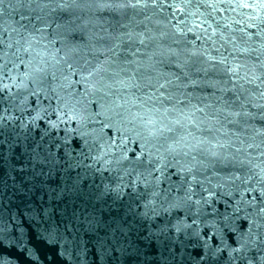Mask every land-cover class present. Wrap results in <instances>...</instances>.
I'll list each match as a JSON object with an SVG mask.
<instances>
[{
	"label": "snow or ice",
	"instance_id": "snow-or-ice-1",
	"mask_svg": "<svg viewBox=\"0 0 264 264\" xmlns=\"http://www.w3.org/2000/svg\"><path fill=\"white\" fill-rule=\"evenodd\" d=\"M7 2L10 6L20 5V20L16 23L21 31L13 28L17 39L6 45L0 44L3 49L0 58L9 56L15 45L13 56L20 61L22 54L32 55V44L25 35L27 24L21 21L25 19L24 5L30 6L33 2ZM4 3L5 0H0V6ZM201 5L211 12L206 15L201 11ZM36 6L39 9L37 19L40 15L55 13L58 19H64L67 14L76 20L90 22L107 18L111 21L100 24L99 32L95 33V43L102 44L105 49L103 61L90 64L85 57L87 75L73 63H65L69 75L80 72L78 82L85 86L86 94L104 91L109 95L113 90L131 94L122 103L118 102L120 97H116L113 104L117 109H123L117 114L128 120L133 131L139 129L137 135L142 138L143 147L136 154L137 168L142 171L137 172L132 183L148 185L161 206L167 204L170 208L184 209L177 213V223L173 225L177 242L185 248L193 247L197 264H222L225 257L227 264H264V128L252 124L250 111L251 108L264 109V59H261L264 55V0H37ZM226 10L227 16L224 15ZM141 15L143 20L137 21L134 27V18ZM209 15L216 26L208 20ZM28 23H32V17H28ZM153 23L155 27H150ZM140 24H143L142 28H139ZM234 25L238 27L234 28ZM237 31L241 33L239 37L234 34ZM189 33L194 36L190 52L186 39ZM169 36L177 45L167 48L169 64L174 59L180 67L187 65L192 56H204L208 67L225 65L224 71L229 74L232 87L222 90L223 94L214 101L203 107L193 106L187 112L176 105L167 107L165 102L171 100V89L179 88L185 79L196 84L187 73L183 76L176 72L166 74L163 60L155 59V53L144 59L141 49L147 50L153 41L162 42ZM178 37L185 39L178 40ZM256 40L259 48L253 46ZM197 41H211L214 47L219 41V47H215L220 52L219 58L211 55L206 47L203 50L197 48ZM240 41L247 46H242ZM137 42L139 47L133 50ZM229 47L231 51H228ZM125 48L127 55L123 54ZM252 52L260 54L249 63ZM235 53L248 54L245 62H237ZM229 57H232L231 61ZM35 58L41 65L36 67V74L46 77L49 62L39 53ZM21 86H25L23 81L17 85L12 79L11 84L5 85L0 78V92ZM66 106L70 111L65 115L74 119L71 100ZM200 113L203 115H198ZM205 123L217 132L225 131L211 139L192 131L193 128L199 130ZM227 125L239 127L228 133ZM176 126L186 132L179 136L166 135L173 133ZM38 156L39 153L33 159ZM165 173L168 177H176L166 189L160 187ZM241 213L246 220V228L241 225L243 231L235 228ZM102 223H97L95 231L107 236L106 229L100 227ZM60 224L58 221L55 227L59 229ZM19 227L0 217V237L14 238L13 247L21 243L17 233ZM181 235L183 239H180ZM122 236L124 233L117 229L111 239L98 240L100 251L108 250L115 256L119 248L120 253H126L128 249L123 247ZM5 251L6 245L0 239V253ZM171 264H184V261L172 259Z\"/></svg>",
	"mask_w": 264,
	"mask_h": 264
},
{
	"label": "water",
	"instance_id": "water-1",
	"mask_svg": "<svg viewBox=\"0 0 264 264\" xmlns=\"http://www.w3.org/2000/svg\"><path fill=\"white\" fill-rule=\"evenodd\" d=\"M201 11L207 15L211 12V9L201 5ZM228 14L226 10L224 15L227 16ZM54 15L57 26L59 25L58 29L67 61L73 63L74 67L84 70V74L87 75L86 66L84 65L85 57L90 64H96L103 61L105 55L103 45L95 43V33L99 32L100 24H109L111 21L107 18L104 20L93 19L90 22L76 20L74 16L67 14H65L64 19H58L57 14L54 13ZM216 15L219 17L220 13L217 12ZM207 18L216 26L210 15ZM153 19L155 20V17ZM140 20H143L142 15L134 18L133 26L135 27L137 21ZM142 27L143 24H140L139 28ZM150 27H155L154 23ZM161 27H163V23ZM233 27L238 26L234 25ZM139 28H137V31H139ZM234 34L237 37L241 35L238 31ZM177 39L184 40L185 38L178 37ZM186 39L187 48L190 52L193 47V34L189 33ZM240 43L242 46H247L243 41H240ZM169 45L177 47L171 36L166 37L162 42L153 41L147 50L141 49L144 53V59L147 60L149 56H153L155 53V59L163 60L162 67L166 74L170 75L172 72H176L183 76L184 73H187L191 80L196 81V84H192L185 79L184 84L179 88L171 89V100L165 102L167 107L172 108L173 105H176L187 112L193 109V106L203 107L204 104L214 101L217 96L223 94L222 90L226 91L232 87L231 78L224 71L225 65L216 64L214 67H208L204 56H192L187 65L182 64L180 67H177L174 59L169 64L167 60ZM196 46L201 50L206 47L208 52L217 58L220 56V52L215 50V47H219V41L215 47L211 41H197ZM253 46L259 48V41L256 40V44ZM135 47H139L138 42L133 46V50H135ZM220 51L223 52L224 49H220ZM228 51H231L230 47ZM123 54H128L127 48H125ZM224 54L227 55V52H224ZM259 54V52H252L249 63L254 61ZM234 55L237 57V62L243 63L248 54L235 53ZM261 59H264V55L261 56ZM229 60L231 61L232 57H229ZM72 79L99 161L143 264H171L172 259L176 261L183 260L184 264H197L198 258L194 256L193 247L188 246L185 248L177 242V236L173 229V225L177 223V213L183 212L184 209L182 207L170 208L167 204L161 206L148 185L132 183L136 179L137 172L142 171V169L137 168L138 162L136 161V154L143 147L142 138L137 135L139 129L133 131V126L129 124L128 120L117 114L122 112L123 109H117L113 104L116 97H120L118 102L122 103L131 94L118 90H113L109 95H105L104 91H94L86 94L85 86L78 82L81 79L79 71L72 76ZM82 96L84 97L83 100L81 99ZM131 98L135 99V97ZM179 101H183V103L178 104ZM250 111L253 115L252 124L256 128H264V119H262L264 109L251 108ZM172 118H175L174 114ZM237 127L239 126L227 125L226 130L231 133L236 131ZM192 131L198 136L211 139L219 136L225 129L217 132L215 128H210L205 123L201 125L199 130L193 128ZM185 132L186 129L176 126L173 133H166V135L179 136ZM124 156H127V159H123ZM174 180H176V177H168L165 173L160 187L166 189ZM221 203L223 202L221 201ZM242 224L246 228L243 213L235 221V228L243 231L244 229H241ZM180 239H183L182 235ZM227 262L228 258L225 257L222 264H227Z\"/></svg>",
	"mask_w": 264,
	"mask_h": 264
}]
</instances>
